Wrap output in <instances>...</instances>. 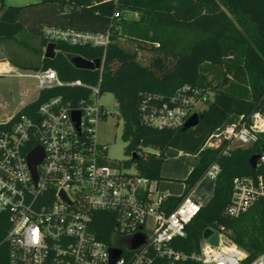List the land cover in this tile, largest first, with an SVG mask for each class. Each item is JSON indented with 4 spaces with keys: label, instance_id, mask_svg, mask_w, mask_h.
<instances>
[{
    "label": "built area",
    "instance_id": "2783aa9c",
    "mask_svg": "<svg viewBox=\"0 0 264 264\" xmlns=\"http://www.w3.org/2000/svg\"><path fill=\"white\" fill-rule=\"evenodd\" d=\"M115 3L120 0H109ZM119 14L113 15L117 20ZM49 43L103 50L98 83L62 81L52 69L23 74L12 68L1 72L37 81L40 94L48 95L30 114L13 116L0 124V219L7 229L0 242L3 264H264V252L252 261L230 237L209 228L212 234L190 249L188 228L204 204L194 192L175 210L167 212L157 183L106 161L97 141V128L109 113L100 104L102 68L111 43V32L92 33L45 26ZM77 90V92H76ZM53 92H56L52 95ZM214 99L211 91L184 85L167 99L154 98L141 107V124L156 130H183ZM79 115V120L74 119ZM237 117L208 138L203 149L223 154L256 144L264 134V116L255 113L249 123ZM37 148L43 159L30 169L29 156ZM254 177L233 180L227 214L239 218L254 204L264 217V154L259 155ZM255 169V170H256ZM220 168L212 166L206 179L215 181ZM96 212L113 217L109 242L96 239L92 222ZM218 244L212 245V236ZM121 255L113 263L111 251ZM2 264V263H0Z\"/></svg>",
    "mask_w": 264,
    "mask_h": 264
},
{
    "label": "trees",
    "instance_id": "16d2710c",
    "mask_svg": "<svg viewBox=\"0 0 264 264\" xmlns=\"http://www.w3.org/2000/svg\"><path fill=\"white\" fill-rule=\"evenodd\" d=\"M119 14L117 20L113 15ZM128 15H132L129 17ZM136 16V17H135ZM45 26L92 33L111 32V43L102 68V93L117 100L124 123V150L138 176L157 184L169 148L193 156L197 162L179 197L167 196L163 208L175 210L202 182L208 170L217 165L213 196L188 228L185 244L195 248L206 229L227 234L252 261L264 252V217L260 204L251 206L239 218L227 214L233 193V180L258 174L250 165L255 155L264 154V134L256 144L223 154L218 149H203L211 134L231 116H242L249 123L255 113L264 116V0H41L27 6L4 5L0 0V42L17 41L24 34L40 38L38 47H29L40 65L11 64L25 71L55 70L64 82L81 80L97 84L99 71H80L73 57L93 61L103 50L92 47L55 44L56 56L44 58L48 42L42 36ZM148 50L156 56L143 66L138 52L118 39ZM169 60L170 66L165 60ZM184 85L211 91L214 99L200 113L198 125L187 131L156 130L140 122L141 107L154 98L167 99ZM77 92V90H76ZM56 93L53 92L52 95ZM51 93L26 106L17 116L30 114ZM4 129L0 125V131ZM149 149L150 152H145ZM135 156L134 159L132 157ZM120 167L116 163L102 162ZM0 219V242L7 225ZM113 217L96 212L92 231L97 240L109 242ZM5 257L1 251L0 263Z\"/></svg>",
    "mask_w": 264,
    "mask_h": 264
},
{
    "label": "rangeland",
    "instance_id": "374dc122",
    "mask_svg": "<svg viewBox=\"0 0 264 264\" xmlns=\"http://www.w3.org/2000/svg\"><path fill=\"white\" fill-rule=\"evenodd\" d=\"M41 0H8L6 7L9 4L16 6L19 4L21 6L28 4H37ZM5 4V2H4ZM132 17V15H128ZM136 17V16H135ZM125 47L130 48L138 52V60L143 66H149L153 63L155 54L147 49L141 50L137 48L136 45H130L123 37H118ZM40 38H33L27 34H24L18 38L17 41H7L0 42V66L8 65L15 71L23 74H32V71H25L14 67L11 64V60H18L24 65H40L39 57L33 53L31 48L24 43L29 44V47H38ZM45 52V49H44ZM166 65L169 67V60H165ZM40 97L39 89L37 86V81L33 78L23 77L17 78L13 74L0 76V124L7 122L13 116L19 114L26 106L35 103ZM100 104L105 108L109 116L107 120L99 123L97 128V141L102 147H106L104 152L107 163H116L120 166L122 171L128 172L130 174L135 173V168L131 165L128 166L127 163L131 161L130 157H126L124 150L126 143L124 142L123 128L124 123L119 113V107L116 98L111 93H104L100 99ZM237 121L236 116H231L227 120V124H232ZM175 149L169 151L168 154L174 152ZM145 152H150L146 149ZM167 154V155H168ZM166 156V153H165ZM185 164L194 166L197 162L196 158L190 155H184L180 158ZM164 180L160 181L158 184L162 183ZM213 181L207 179L203 180L199 184V191L208 189ZM177 190L174 192L180 193L181 187L177 184ZM168 193V192H167ZM198 200L205 203V199L202 196H198Z\"/></svg>",
    "mask_w": 264,
    "mask_h": 264
},
{
    "label": "crops",
    "instance_id": "0c3cea01",
    "mask_svg": "<svg viewBox=\"0 0 264 264\" xmlns=\"http://www.w3.org/2000/svg\"><path fill=\"white\" fill-rule=\"evenodd\" d=\"M8 0H4L5 4L7 5ZM7 3V4H6ZM12 6V4H9ZM16 6L22 7L19 4H15ZM32 5V4H28ZM27 6V5H24ZM8 68H11L8 65ZM172 148H169L167 152L171 151ZM166 152V159L162 165L161 168V178L164 180L162 183L157 184L156 188L160 194L166 195V196H174L179 197L183 194L184 191V184L182 181L186 180L189 174L191 173L193 167L190 165L185 164L183 161L180 160V158L186 154L179 152L175 150L174 152L168 154ZM168 154V155H167ZM204 180H207L206 178ZM201 183V182H200ZM177 184L181 187V192L177 193L174 192L177 190ZM213 189H214V182L210 184L208 189H204L203 191H199V185L195 189V196L198 198V196H202L205 199L204 205H206L209 200L213 196ZM168 192V193H167Z\"/></svg>",
    "mask_w": 264,
    "mask_h": 264
},
{
    "label": "water",
    "instance_id": "95a60500",
    "mask_svg": "<svg viewBox=\"0 0 264 264\" xmlns=\"http://www.w3.org/2000/svg\"><path fill=\"white\" fill-rule=\"evenodd\" d=\"M55 46L56 45L53 43H49L47 45V47L45 48V52H44L45 59L52 60L55 58L56 56ZM70 62L74 66L75 69L80 70V71H96L100 68V65H101L100 59L89 61L81 57H73L71 58ZM200 118L201 116L198 114L193 115L186 123L185 127L183 128V131H187V130L195 128L198 125ZM74 119L78 121L79 115L74 114ZM134 158L135 156L132 157V159ZM42 159H43V151L41 148L35 149L33 153L29 156V166L33 174L36 175V167L42 161ZM258 160H259L258 155H255L250 159V165L254 171L256 169ZM211 234H212V231L210 229H206L203 232V237L206 239ZM210 242L212 245L216 246L218 244V237L216 235L212 236V238L210 239ZM111 254H112V262L114 263L121 255V252L113 250L111 251Z\"/></svg>",
    "mask_w": 264,
    "mask_h": 264
},
{
    "label": "bare ground",
    "instance_id": "6f19581e",
    "mask_svg": "<svg viewBox=\"0 0 264 264\" xmlns=\"http://www.w3.org/2000/svg\"><path fill=\"white\" fill-rule=\"evenodd\" d=\"M7 70H8V67H6L4 65L0 66V73L4 72V71H7Z\"/></svg>",
    "mask_w": 264,
    "mask_h": 264
}]
</instances>
